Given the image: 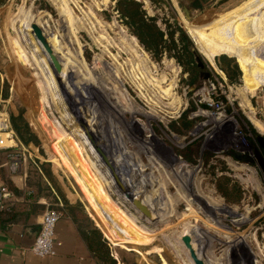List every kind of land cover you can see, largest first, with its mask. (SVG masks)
<instances>
[{
  "label": "rangeland",
  "instance_id": "rangeland-1",
  "mask_svg": "<svg viewBox=\"0 0 264 264\" xmlns=\"http://www.w3.org/2000/svg\"><path fill=\"white\" fill-rule=\"evenodd\" d=\"M139 1L162 28L165 19L179 25L202 58L206 77L199 79L196 72L189 82V74L173 57L163 53L153 59L136 42L137 52L146 56L151 68L150 79H161L162 88L171 80L175 83L173 95L160 96L156 90L155 99L148 102L135 86L139 81L126 73L131 55L118 42L124 35L136 38L113 10L114 0H3L0 69L10 78V108L14 112L22 108L44 158H50L52 152L60 156L63 149V156H71L88 172L99 204L88 199L80 181L65 171L60 159L57 162L85 207L106 229V241L116 261L193 264L180 240L189 233L203 264H264V172L250 146L258 145V134L264 138V76L251 72L252 54L240 45L236 33L226 42L216 40L230 33L215 18L226 14L233 23L249 19L264 0H206L199 6L182 0L192 9L188 15L178 0ZM59 3L65 11L58 10ZM210 8L219 12L214 14ZM189 19L192 26L185 25ZM34 20L52 41L57 69L32 35ZM198 36L200 42L195 39ZM220 50L243 60L244 72L236 82H229L214 64L212 56ZM13 64L20 68L16 74ZM173 67L176 73L171 71ZM64 77L70 79L69 84L63 82ZM242 90L247 92L240 94ZM147 93L153 94L150 86ZM40 104L58 141L49 137L46 119L41 122L38 117ZM83 110L95 118L91 121L93 134L82 122L89 137L79 123ZM5 115L8 117L7 111ZM182 116L189 124L182 128L176 122L182 129L176 132L170 125ZM230 150L250 162L235 160L228 155ZM92 172L100 176L111 199ZM113 172L125 190L147 206L149 216L124 195ZM222 175L239 186L236 201L226 200L215 189ZM119 212L133 217L139 230ZM133 232H138V239Z\"/></svg>",
  "mask_w": 264,
  "mask_h": 264
},
{
  "label": "crops",
  "instance_id": "crops-1",
  "mask_svg": "<svg viewBox=\"0 0 264 264\" xmlns=\"http://www.w3.org/2000/svg\"><path fill=\"white\" fill-rule=\"evenodd\" d=\"M255 9L258 11L256 15L249 19L238 21V23L230 21L231 17L226 14L216 16L215 18L225 23L230 33V35L227 36V40L236 33L240 40V45L247 51L248 49L250 50L248 52L253 56L252 57L251 54L250 56L252 58L249 56L251 59L249 64L251 72L254 74L255 72H261L260 76H264V64L260 63V60L264 59V1ZM189 24L192 26L194 23L190 19L186 20L185 25ZM243 27L245 30L241 29ZM215 41H213L212 44H214ZM136 42L137 41L133 37L128 38L124 35L118 43L121 48L129 51L131 55V65L127 68L129 71H126V73L128 72L127 75L129 79L138 80L140 82L145 80V85H143V87H145L147 92V84H149V86L153 85V80L150 79V74H152V72L150 66H148L147 58H145L146 56L143 57L142 54L137 52ZM218 42H221V40ZM250 46L261 54L258 55L256 51H252ZM214 55L212 56L213 62ZM114 57L116 58L115 55ZM12 66L14 69L13 73H18L17 69L20 68L17 67L16 64ZM131 71L137 72L133 73ZM145 72L147 74H145ZM132 74L134 75L132 76ZM141 74H145L144 80H141ZM146 75L149 78L146 77ZM6 76L3 70L0 69V110L7 111L8 113H17L20 107H17L15 112L10 108L11 83L9 80L10 78ZM139 76L141 77L139 78ZM158 80V85L162 87L160 84L161 79ZM136 87L138 88V86ZM151 90H154L153 86ZM163 93L162 96H167L168 91H163ZM153 94L149 95L152 96L150 97L151 101L156 97L154 91ZM40 100L41 95H39V102ZM38 117L41 118V122H44L46 119L41 104L39 106ZM45 122H47L49 126V137L57 140L54 126L52 123L48 122L47 119ZM21 144L23 145V161L14 172H10L7 169L5 151L0 148V184H6L14 193L9 209L0 213V264H102L98 258V252L105 253L107 247L109 254H112L110 252V245L106 241V238L108 239L106 229L101 226V221L97 220L87 207H85L83 200L79 197L77 192H75L69 179L57 162L59 159L62 161L65 171L69 172V174H72L80 181L81 187L87 198L93 203H97L90 188L91 185L89 183L90 177L87 174L88 172L85 173L84 170L81 169L82 166L79 167L77 165L78 163H75L71 156H63V149H61L60 153L61 158H59V155L44 158L38 151V145L32 142H28L25 145L21 142ZM92 173L96 177L105 196L107 195L110 198V192L102 183L100 176L94 172ZM46 206L57 208L61 214L54 226V253L51 255L39 256L34 254L29 249V246L38 229L40 213ZM89 214L93 221H91ZM119 214H121L127 223L132 222L130 225L138 229L137 226L133 225L132 216V219H130L125 217L122 212H119ZM133 233H135V238L138 239V232ZM111 256L114 259L116 258L115 255ZM116 263L121 264L119 261H116Z\"/></svg>",
  "mask_w": 264,
  "mask_h": 264
},
{
  "label": "trees",
  "instance_id": "trees-1",
  "mask_svg": "<svg viewBox=\"0 0 264 264\" xmlns=\"http://www.w3.org/2000/svg\"><path fill=\"white\" fill-rule=\"evenodd\" d=\"M158 0H150L154 3ZM206 0H192L195 6ZM3 0H0V4ZM113 10L117 13L124 25H126L129 33L133 35L142 48L147 51L153 59H158L163 53L171 56L179 63L184 71L189 74L188 81L191 82L198 71V67L192 58V53L188 49L190 40L179 27L178 24H172L166 19L163 20L162 28L156 21L155 15L147 14L139 0H114ZM212 13H218L219 10L211 9ZM214 62L219 70L224 74L229 82H236L238 76L243 74V60L231 52L220 50L214 55ZM247 91L242 90L240 94ZM247 100L244 98L242 104ZM8 120L15 135L23 144L32 142L38 145L39 141L36 135L31 131L27 120L22 114V108L17 113H8ZM254 120V119H253ZM180 123L182 128H186L189 120L183 116L171 123V128L176 132L182 129L177 128L175 123ZM34 124V122L32 123ZM51 156H55L52 152ZM227 176L222 175L219 181L215 182V189L226 200L236 201L240 196V190L237 183L231 182ZM98 258L102 264H117L116 260L109 254L106 247L105 253L98 252Z\"/></svg>",
  "mask_w": 264,
  "mask_h": 264
},
{
  "label": "built area",
  "instance_id": "built-area-1",
  "mask_svg": "<svg viewBox=\"0 0 264 264\" xmlns=\"http://www.w3.org/2000/svg\"><path fill=\"white\" fill-rule=\"evenodd\" d=\"M9 124L5 111L0 110V148L4 149L6 167L10 172L16 171L23 161L22 147ZM14 197L12 189L6 184H0V213L5 212ZM60 211L52 206H46L40 213L39 226L31 241L29 249L36 255L45 256L54 253L53 232Z\"/></svg>",
  "mask_w": 264,
  "mask_h": 264
},
{
  "label": "water",
  "instance_id": "water-1",
  "mask_svg": "<svg viewBox=\"0 0 264 264\" xmlns=\"http://www.w3.org/2000/svg\"><path fill=\"white\" fill-rule=\"evenodd\" d=\"M181 6V9H183V11L186 13V15H188L187 13H192V9L190 7L185 6L184 2L182 0H178ZM32 35L35 38V40L41 45V47L44 49L45 54L48 56V58L50 59V62L52 64V66L54 65V67L57 69L59 67L56 58L54 57L53 54H50L47 51V48L45 46V43L43 41V34L41 33L40 28L36 25V24H32ZM188 49L190 50V52L192 53V58L193 61L195 62V65L198 68H201L203 66V60L200 57V55L197 52V49L195 48V46L193 44H189L188 45ZM207 72L200 69L199 70V79L202 77H206L207 76ZM84 122V120L81 118L79 123H81V126L83 127V130L86 134L87 137L90 136V134L87 131L86 126L82 123ZM89 134V135H88ZM113 176L115 177L118 185L120 186V188L123 190V193L126 197L129 198L130 202L139 210L141 211L144 215L149 216V209L147 208V206L142 203L139 198L135 197L134 195H131L128 193L127 190H125V187L121 184V182L119 181L117 175L115 174V172H113ZM180 240L183 244V246L187 249L188 255L192 261L193 264H202L203 261L196 255L195 252V248L192 246L191 244V237L189 236V234H184L180 236Z\"/></svg>",
  "mask_w": 264,
  "mask_h": 264
},
{
  "label": "bare ground",
  "instance_id": "bare-ground-1",
  "mask_svg": "<svg viewBox=\"0 0 264 264\" xmlns=\"http://www.w3.org/2000/svg\"><path fill=\"white\" fill-rule=\"evenodd\" d=\"M52 1H55V0H52ZM58 1V0H57ZM107 0H103V3H105ZM145 1V0H144ZM61 2V1H60ZM65 3V2H64ZM58 5V10L59 11H63L64 9L66 10V8H64V5H62V4H57ZM64 10V11H65ZM70 10V9H69ZM37 17H39L38 15H37ZM71 19V18H70ZM39 20H40V18H39ZM35 21H37V20H34V22H32L31 24H30V29L32 28V24H36L37 25V22H35ZM71 21V20H70ZM38 26V25H37ZM84 26V25H83ZM39 27V26H38ZM32 30V29H31ZM42 34H43V32H41ZM196 39V41H199L201 38L198 36V37H196L195 38ZM124 40V39H123ZM43 41H44V43H45V46H46V48H47V51L50 53V54H53V52H54V50L52 49V46H51V44H50V42L52 43V41H51V39H50V42H49V39L46 37V35L45 34H43ZM122 42V41H121ZM131 46V45H130ZM123 47V46H122ZM59 49V48H58ZM54 55V54H53ZM58 56V55H57ZM136 56V55H135ZM54 57L56 58V56L54 55ZM59 57V56H58ZM61 59V58H60ZM136 60V59H135ZM136 63V62H135ZM171 64V63H170ZM174 65V64H173ZM61 66V65H60ZM170 67V66H169ZM133 68H135V67H133ZM139 68V67H138ZM174 69H170L171 71H173L174 73H176V71H178L177 70V68L176 67H173ZM62 69V68H61ZM60 69V70H61ZM142 70V69H141ZM60 72H63V69L60 71ZM134 72H137V71H134ZM128 73V72H127ZM144 73V72H143ZM130 74H131V72H130ZM145 74H147L146 72H145ZM145 74H141V76H142V78H141V80H144L145 79ZM161 75V74H160ZM132 76H133V74H132ZM138 77V76H137ZM146 77H148L147 75H146ZM130 78H132V77H130ZM149 78V77H148ZM157 78H159L158 76H157ZM163 78V77H162ZM155 79V78H154ZM69 80L70 79H66L65 77H64V79H63V82L64 83H67V84H69L70 82H69ZM152 80V79H151ZM175 80V79H174ZM159 80H153L152 82H153V88H154V90H152V91H154L155 93H156V90H157V92H158V90H159V95L161 96L162 94L161 93H163V91L164 92H167L168 91V94H167V96H170V93H171V91H172V87L174 86V81L173 80H171V82H169V84L167 85V87L166 88H162L160 85H158V82ZM136 82V81H135ZM145 80L144 81H142V82H138V84H136L135 86H138V88H139V93H140V95H142L144 98H146V100L147 101H149L151 98L150 97H152V96H149V95H151V94H148L145 90V87H143V85H145ZM150 83V82H149ZM151 86V85H150ZM151 86V87H152ZM251 86V85H250ZM147 87H149V84H147ZM146 87V88H147ZM150 87V88H151ZM137 88V89H138ZM163 90H162V89ZM173 93V92H172ZM171 93V94H172ZM164 94V93H163ZM124 95V94H123ZM173 95V94H172ZM149 96V97H148ZM164 96V95H163ZM158 97V96H157ZM172 97V96H171ZM155 99V98H154ZM176 99V98H175ZM82 102H83V100H81ZM150 102V101H149ZM89 111V110H88ZM83 113H84V115H83V120H84V122H85V124H86V126H87V128H88V130H89V132L91 133V134H93L92 132H91V127H92V123L95 121V118H94V116H93V118L91 117L93 114L90 112V113H85V111L83 110ZM93 119V120H92ZM91 121H93V122H91ZM94 124V123H93ZM121 166V165H120ZM131 180V179H130ZM132 183H133V181H132ZM138 191V190H137ZM137 191H136V193H137ZM139 192H141V193H143L142 191H141V189H139ZM139 196H141L140 198H141V200H144L145 198L144 197H142V194L140 195L139 194ZM186 234V233H185ZM187 234H189V233H187ZM184 235V234H183ZM192 244V243H191ZM192 246H193V244H192ZM195 252H196V255L197 256H199L198 255V251L197 250H195ZM190 258V257H189ZM203 264V263H202Z\"/></svg>",
  "mask_w": 264,
  "mask_h": 264
},
{
  "label": "flooded vegetation",
  "instance_id": "flooded-vegetation-1",
  "mask_svg": "<svg viewBox=\"0 0 264 264\" xmlns=\"http://www.w3.org/2000/svg\"><path fill=\"white\" fill-rule=\"evenodd\" d=\"M227 36H221L219 37L218 39L219 40H222V41H226L227 40ZM201 41V39L199 40V42ZM204 66V64H203ZM203 66L201 68H198V71H197V74L199 75V70L203 68ZM256 140H257V143L258 145L256 146L255 145H250L251 146V149L253 150L254 154H255V157L257 159V162L259 164V168L264 172V138L262 136H260L259 134L256 136ZM263 145V146H262ZM228 155H230L231 157L235 158V160H238V161H242L243 163H247V162H250L249 158H245L243 156V154H240L239 152L237 151H234V150H230V151H227ZM243 156V157H242ZM221 167V166H220Z\"/></svg>",
  "mask_w": 264,
  "mask_h": 264
}]
</instances>
